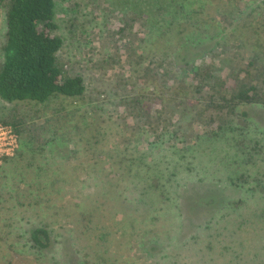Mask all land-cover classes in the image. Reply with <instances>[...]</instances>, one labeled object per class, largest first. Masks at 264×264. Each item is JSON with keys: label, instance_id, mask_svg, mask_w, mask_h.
Listing matches in <instances>:
<instances>
[{"label": "rangeland", "instance_id": "rangeland-1", "mask_svg": "<svg viewBox=\"0 0 264 264\" xmlns=\"http://www.w3.org/2000/svg\"><path fill=\"white\" fill-rule=\"evenodd\" d=\"M54 1L57 34L63 39L58 56L83 77L86 91L83 98L58 97L44 105L0 100V120L23 121L19 128L25 133L18 138H56L40 152L24 149L23 159L16 151L0 162V264H58V257L63 264H264V219L258 217L264 197L256 188L254 194L230 188L216 194V201L245 197L247 204L235 211L228 209L226 218H219L221 224H211L209 230L204 223L215 209L209 213L188 192L182 201L184 222L178 237L162 245L139 247L144 232L153 230L156 220L143 219L133 205L125 215L119 207L131 199L125 184L113 174L106 178L101 173L112 172L113 159L108 157L115 149L137 140V151L146 152L145 141L153 140L146 134L134 135L120 124L125 114L113 101L117 91L113 74L128 76L125 68H113V50L120 43L113 31L121 15L114 5L125 8L127 4L124 0ZM238 1L193 0L188 4L209 30V39L187 53L191 58L207 51L208 58L222 59L218 55L224 48L231 66L238 67L254 52H263L257 44L264 40V0ZM151 21L160 31L161 22L154 15ZM3 22L0 11V48ZM242 111L249 137L260 142L264 154V108L245 106ZM257 167L264 186V164ZM226 209L219 205L225 214ZM43 223L48 224L54 241L39 259L26 239L33 227ZM179 245L182 248L176 249Z\"/></svg>", "mask_w": 264, "mask_h": 264}, {"label": "trees", "instance_id": "trees-1", "mask_svg": "<svg viewBox=\"0 0 264 264\" xmlns=\"http://www.w3.org/2000/svg\"><path fill=\"white\" fill-rule=\"evenodd\" d=\"M192 1L124 0L125 8L114 5L121 9V15L113 31L120 42L113 50V68H125L128 75L113 74L117 89L113 101L125 114L119 123L134 135L146 134L153 140L145 141L146 152L137 151V140L115 149L117 160L114 154L108 157L113 159L112 172L101 173L106 178L113 174L115 180L125 184L131 198L129 204L119 203L125 215L133 205L143 219L156 220L155 228L147 232L149 223H145L148 228L143 229L141 249L178 237L184 222L182 201L188 192L209 213L215 209L207 215L206 230L211 224L220 225L219 218L225 219L228 209L235 211L247 204L245 197L216 201V194L222 190L254 194L256 188L264 197L262 175L257 173L259 163L264 164L263 147L249 137L246 113L242 111L245 106L264 108V40L257 44L263 52H254L238 67L231 66L224 48L218 55L222 59L208 58L207 51L191 58L189 50L209 39L208 27L202 26L195 10L188 7ZM0 11L4 16L0 100L44 105L58 97L83 98V77L73 73L58 56L63 39L57 34L55 1L0 0ZM151 15L161 22L158 32ZM22 122L0 120L11 125L18 136L25 133L19 128ZM55 139L19 138L16 155L23 159L24 149L40 152ZM96 180L100 185L99 175ZM219 205L227 208L226 214ZM258 208V217L264 219V207ZM28 234L26 242L40 259L41 252L54 241L52 232L43 223ZM55 263L63 264L59 257Z\"/></svg>", "mask_w": 264, "mask_h": 264}, {"label": "built area", "instance_id": "built-area-1", "mask_svg": "<svg viewBox=\"0 0 264 264\" xmlns=\"http://www.w3.org/2000/svg\"><path fill=\"white\" fill-rule=\"evenodd\" d=\"M19 147V138L9 124L0 123V162L13 157Z\"/></svg>", "mask_w": 264, "mask_h": 264}]
</instances>
